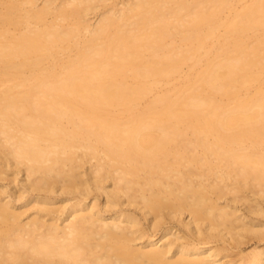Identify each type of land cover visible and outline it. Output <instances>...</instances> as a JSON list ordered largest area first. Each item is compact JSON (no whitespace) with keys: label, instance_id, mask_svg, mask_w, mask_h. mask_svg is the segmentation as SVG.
<instances>
[{"label":"bare ground","instance_id":"bare-ground-1","mask_svg":"<svg viewBox=\"0 0 264 264\" xmlns=\"http://www.w3.org/2000/svg\"><path fill=\"white\" fill-rule=\"evenodd\" d=\"M38 1L0 0V264H264L211 245L264 238V0Z\"/></svg>","mask_w":264,"mask_h":264},{"label":"rangeland","instance_id":"rangeland-1","mask_svg":"<svg viewBox=\"0 0 264 264\" xmlns=\"http://www.w3.org/2000/svg\"><path fill=\"white\" fill-rule=\"evenodd\" d=\"M113 0H110L109 2H107V4L112 3ZM39 5H42V0L38 1ZM90 17H93V15H91ZM94 21V19H93ZM263 31H251L247 34V36L245 37V39L250 36V39H255L258 38L260 36H262V38L264 39V29H262ZM247 38V40H248ZM233 39L229 38L227 41H231ZM222 43H224L222 41ZM214 52H210L205 56L202 55H198V58L202 56V61L201 62H195V61H190L187 65L184 66L183 71L181 74H177L174 78H172V80H170V82L168 84L165 83H161L160 88L162 90H167V89H174V88H180L182 86H186L188 84V79L193 78L197 72H199L201 69H203L205 62L207 60H211L214 56L213 54ZM264 85V69H262V72H260V76L259 79L256 81H251L249 83H247L246 85L242 86L240 88V96L241 97H245L246 95H251L253 93H255V91ZM238 94H232L230 96H224L222 97L223 103L226 102H233L237 97ZM3 170V169H2ZM4 170L8 171V167H6ZM9 170L12 172L9 176L5 175V177H0V189L5 191V199H9L11 197L15 198L14 193L17 192H21L22 190H27L24 189L23 186V177L22 175H15L14 173H16L15 169H10ZM4 175V174H3ZM15 178H17L15 180ZM23 187V188H22ZM247 188L245 190H243L242 192L245 194V196L247 197V199L249 201L245 202L243 200H240L236 203V207L241 211L240 213H243L244 215H246L248 218L253 219L254 222L256 221H261L262 223H264V214L258 215L256 213L251 212L250 210H252V207H255L256 204L260 205L263 210H264V200L259 196L255 195V191L253 192L252 190L249 191V189L247 190ZM256 191H258V189H256ZM27 195V193H26ZM78 196V195H77ZM92 198H97L96 201L98 202V204L100 206H104V201H105V196L102 194L101 191H93L90 195ZM80 197V196H78ZM93 201V199H92ZM73 202V201H72ZM220 203H224V200L222 199V201H220ZM248 204V205H246ZM249 206H252L251 208H249ZM122 208L125 211H132L133 213H135L138 217H140L142 224L144 225V227L148 226V221H146L142 215V213L137 210L134 207H127V206H121V207H117V209ZM249 208V209H248ZM184 216L182 217V219L184 220ZM188 218H186L184 221L186 222ZM172 225H173V231L177 230V232H181L180 234H183L186 238H188L189 240H191L192 236H191V232L190 230L179 220L174 219V220H170L169 221ZM160 236V233L158 235V237ZM211 245H218L219 248L225 247L227 248V250H224L222 252V255L225 256L223 257L222 261H230L232 259H237L240 255H247L252 253L255 250H258L260 248L264 247V238L263 239H258L255 238L253 235L247 234L246 237L242 238L241 243L240 244H235L233 241L227 243L224 242L223 239H219L218 242H216V244H211Z\"/></svg>","mask_w":264,"mask_h":264}]
</instances>
